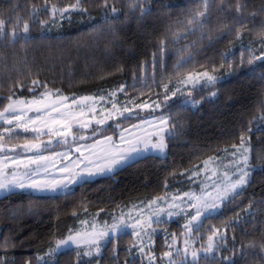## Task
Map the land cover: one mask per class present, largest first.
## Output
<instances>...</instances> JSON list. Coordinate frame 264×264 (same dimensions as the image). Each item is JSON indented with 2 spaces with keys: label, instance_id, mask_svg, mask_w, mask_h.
Instances as JSON below:
<instances>
[{
  "label": "trees",
  "instance_id": "obj_1",
  "mask_svg": "<svg viewBox=\"0 0 264 264\" xmlns=\"http://www.w3.org/2000/svg\"><path fill=\"white\" fill-rule=\"evenodd\" d=\"M129 2L108 0L105 7L103 0H81L74 8L76 0H0L6 33L23 34V24H29L27 41L0 39V107L9 96L28 98L54 90L77 98L122 86V97L139 104L178 89L189 73L208 71L217 77L214 85L203 83L173 96L160 110L175 125L166 153L139 157L63 193L14 190L0 196V264H38L36 257L45 256L69 229L74 232L95 219L111 222L124 208L193 188L190 170L239 145L241 136L250 147V182L203 218L202 238L219 229V248L207 259L201 254L197 264H229L226 256L232 264H264V59L247 63L264 56V0H241L247 26L239 38L237 0H207L203 17L197 13L204 11V0H146L151 11L142 18L138 10H129ZM112 7L119 10L116 18ZM186 96L200 103L193 107ZM111 131L108 125L98 135ZM183 222L179 216L158 223L159 233L145 249L148 260L134 232L122 231L108 238L99 255L77 257V250L88 248H66L46 257L47 264H154L156 255L163 264L161 255L169 250L174 231L182 232Z\"/></svg>",
  "mask_w": 264,
  "mask_h": 264
},
{
  "label": "rangeland",
  "instance_id": "obj_2",
  "mask_svg": "<svg viewBox=\"0 0 264 264\" xmlns=\"http://www.w3.org/2000/svg\"><path fill=\"white\" fill-rule=\"evenodd\" d=\"M204 72L205 71H199L187 74L183 78L182 82L179 83L178 89H180V91L177 92V89L166 90L165 95L169 96L171 99L173 97V92H176V95L187 93L189 88L193 87V83L187 82V77L189 75L194 78L195 86L205 83L206 78H204L202 75H199ZM209 75L212 74L209 73ZM123 87L124 86L115 89L114 91L104 92L100 95H84L77 98L69 97L66 94H62L54 90H46L43 92L42 96L38 98L22 100L25 101V104L18 105L17 107L22 109L25 115L27 113L31 114V117L21 116L20 122L22 124L26 123L29 129H38L39 131L34 132L30 130L26 132L24 131L23 127H17L15 120L12 124H7L3 119H0V137H2V139H0V145H4L6 148L8 147L7 152L4 154L0 153V158H4L3 161H6V164H2V159H0V168H3L5 165L10 168L13 163L12 161L16 160L19 155L26 151L25 153H29L30 157L38 154L50 157L49 166L52 168L56 167L62 169L66 165H72L75 168V171L72 172V174H76L80 173L85 168H89L92 171H98L99 167H104L106 165L105 152L102 151L104 148H107L113 152L116 149H120L121 151H131L134 146L142 149L143 143H139L138 141L155 139L154 137L150 138L147 135L148 133L153 132L155 128L160 127V125L156 123L155 118H158L161 115L169 117L167 113L160 111L165 105V97H157L152 101L135 104L136 102L132 100L129 101L128 98L122 97L121 93L124 91L121 89H123ZM45 93H47V95H45ZM64 97L67 99H62ZM81 97H90L91 99L81 101ZM170 99H168V101ZM33 100L40 101V103L28 105V102ZM74 100L76 103H73ZM184 101L190 103L193 106V102L198 100L191 96H186ZM8 103L9 101L3 107H0V111H3ZM113 104L116 105L115 108H113ZM157 104L161 105V107L158 109L155 107ZM145 105L148 106L145 107ZM196 106L197 104L193 107ZM37 107L40 108L39 112L35 110ZM53 108L58 110L53 111ZM124 109H129L130 111L124 112ZM121 112H124L123 116L120 115ZM18 114L20 113H6V116L11 117L12 115ZM37 115L40 117L38 120L35 119ZM136 115H142V117L134 120L133 122H126L125 118ZM30 118L32 121H34L33 123H28ZM145 120L153 121L155 128L153 125L148 123H142V121ZM97 121L104 122L97 123ZM125 123L128 124L126 125ZM68 124H71V133H68L67 131ZM81 124H87L88 127H81ZM108 125L111 126L114 131L98 135L99 131ZM117 125H119V127ZM133 125L138 127L134 128ZM5 129H11V132H7ZM125 129H127V131H125ZM16 130L19 131L16 132ZM49 131H51L52 134H49ZM57 132L62 133V135H57ZM20 133L23 134V137L19 135ZM157 134L159 135L160 133ZM81 136L85 138L81 139ZM106 137H111V141L106 140ZM165 142L167 144V139ZM25 144L40 145V150L39 152H37L35 149L31 151L25 150L23 147ZM10 147H15V149L12 150L13 152L9 150ZM167 147L163 153L151 149L148 151L133 153L130 159L115 167L111 172L105 171L92 177H86L77 183L83 182L86 179L95 178L100 175L111 174L120 167L147 154H164L167 151ZM245 147L250 148L248 144H245ZM17 148L18 152H16ZM233 151H235L234 148L227 149L221 154L211 156L205 159L202 163L193 167L189 172V176L195 184L193 188L187 191H176L153 198L147 203L132 205L130 207L124 208L114 214V219L111 222L99 221L97 219L84 222L79 229L74 231V233H93V225H95V231L105 230V225L110 228L113 223H120L121 221L131 225L136 222L137 218H139L143 224V227L137 226L135 230H133L131 227H128L122 231L138 232L139 236H136L138 238L140 248L145 250L147 246L153 245L155 234L159 233V224L156 222L157 219H159L160 223V221H163L164 219L171 221L178 218L179 216H182L184 219L183 226L188 223L189 214H194L195 212V208H192L189 205L196 202L191 201L188 196L184 195L185 193H194L197 196L203 195L204 193H211L212 196L206 197L208 202L211 203L212 198L216 196L213 183L221 184L223 181H225V172H227L228 176H230L233 180L237 178L238 173L234 175L237 165L234 164L233 161H239L241 158L239 153H237L235 157L232 156L231 153ZM9 155H13L14 157ZM81 159L83 160L81 161ZM205 162H208L207 165H205ZM252 170L253 166L250 163L249 171L252 173ZM5 172H7V176L5 177L6 180L12 181L14 179V173L15 179L23 180L25 184L30 183V180H35L40 183L52 180L63 182L67 181V173H57V175H54L49 172L45 174L35 173V175L25 176L20 172H14L9 169L5 170ZM194 172H197L198 174L193 175ZM77 183L69 184L67 188H58L56 191H41L27 187L23 189L18 187L13 188L11 191L25 190L41 194H57L66 192L70 187ZM11 191H0V196H3ZM154 200L156 203L152 204L151 201ZM170 205H178L179 207H170ZM221 207L217 211H219ZM169 211L175 214L169 216ZM217 211L211 212L209 214L216 213ZM156 213H159L158 217ZM149 224L151 225L150 227ZM118 233L114 235H117ZM214 239L216 240V238ZM107 240L108 238L102 240L100 242L101 246ZM185 241H188V243L186 244ZM207 243L208 239H203L200 232L190 233L187 232L185 227L182 232L175 230L173 242L167 251L171 253V256H165V253H163L161 255L160 261L163 264H171L172 261H175L176 264H180L182 261L184 262L187 259H191V252L193 250H202L207 246ZM82 246L88 248L87 245ZM186 247L188 252L186 255H184L183 250ZM177 250H180L181 255L177 254ZM146 253L147 250L144 251V256L148 260ZM201 254H204L203 251H200V255ZM148 255L150 260L154 258L151 250L148 252ZM153 263L159 264L157 255Z\"/></svg>",
  "mask_w": 264,
  "mask_h": 264
},
{
  "label": "snow or ice",
  "instance_id": "obj_3",
  "mask_svg": "<svg viewBox=\"0 0 264 264\" xmlns=\"http://www.w3.org/2000/svg\"><path fill=\"white\" fill-rule=\"evenodd\" d=\"M104 6H108V0H103ZM223 2V0H221ZM81 3V0H76V4L73 5L72 7L77 8ZM146 3V0H130L129 2V10L132 12L139 11L140 17L142 18L143 16L147 15L150 13L151 9L146 8L144 5ZM244 7L241 3V0H237L236 6H235V12L237 13V17L234 18L235 24L237 25L236 27V33H237V38L240 37L241 30L246 28L247 23L244 19ZM80 11H86V9L80 8ZM227 10H231V6ZM53 13L57 11L53 7L52 9ZM68 9H64L63 12H67ZM118 9L115 7L111 8V12L113 13L114 18H116V14L118 13ZM207 11V0H204V11H199L197 13V16L203 17L205 16V13ZM36 9H33V14H35ZM63 12L61 13L63 15ZM252 15H255L254 13ZM67 18V17H66ZM193 21H189V23H192ZM19 23V19H17V24ZM41 23H46V21H41ZM4 24L5 21L0 20V39L5 38L6 36H9L11 40L15 41L17 38H22L25 41H27L28 37V32H29V24L25 22L23 24V34L20 32H17L13 30L11 33H6L4 31ZM227 28L228 26L225 25ZM264 35V33H262ZM162 44L164 43L163 41L161 42ZM161 51L163 52L164 49L162 48ZM264 59V56H256L253 58H249L247 63L249 65L254 63V60H262ZM179 63V62H178ZM243 63V60L241 61ZM205 79V83L207 85H214L217 81V77L213 75H209L207 71H205L202 74ZM187 82L193 83V87H195V81L194 78L189 75L187 77ZM34 85H38V81H33ZM21 87H23L21 85ZM167 88V86H165ZM30 91H34V89H29ZM123 90V89H121ZM177 92L180 91V89L176 90ZM191 93H189L190 95ZM47 95V93H45ZM176 92L172 93V96H175ZM212 96H215L216 93L213 92L211 93ZM62 99H67L66 97ZM91 99L90 97H81L80 100H88ZM168 99H170L169 96L165 95V103H167ZM7 100L9 103L7 106L3 109V111H0V119H3L5 123L7 124H12L13 121H17V127H23L24 131H34L38 132V129H29L27 127V124L24 123H19L21 121V116L24 115V112L22 109L18 108V105H24L25 101L22 100H13L12 96L7 97ZM40 101H31L28 102V105H34V104H39ZM73 103H76L74 100ZM200 101H194L193 106L196 104H199ZM148 105H145L147 107ZM116 105L113 104V108H115ZM157 109L161 107L160 104H157L155 106ZM37 112L40 111V108L35 109ZM53 111H57L58 109L53 108ZM129 109H124V112H129ZM19 112V115H12L11 117L6 116V113H17ZM124 112H121L120 115L123 116ZM35 119H40L39 115L35 117ZM156 123L160 125L159 128H155V125H153V121H142V123H148L150 125H153L155 130L151 133H148V137H154L155 139H147V140H142L138 141L139 143H143V148H138V147H133L131 151H121L120 149H116L114 152L110 151L107 148L102 149V151L105 152L106 156V165L104 167H99L98 171H92L89 168L83 169L80 173L72 174L69 169H60L62 173H67V181H57V180H52V181H45L43 183L37 182L35 180H30V183L25 184L23 180H16L15 179V174L13 173L14 179L12 181H8L5 179L7 176V172H5L4 168L7 167L5 165L3 168H0V191H11L13 188H32L34 190H49V191H56L58 188H67L69 184H74L77 183L80 180L85 179L86 177H92L95 175H98L100 173H103L105 171L111 172L115 167L119 166L120 164L126 162L128 159L131 158L133 153H138L140 151H148L149 149L154 150V151H159L163 153L167 147L166 144V139L169 137H172L175 135V125L171 124V117L161 115L158 118H155ZM32 119L30 118L28 123H32ZM104 121H97V123H103ZM81 127H88L87 124H81ZM119 127V125H117ZM133 127H138L136 125H133ZM7 132H11V129H5ZM67 131L68 133H71V124L67 125ZM127 131V129H125ZM251 131V129H249ZM157 133H160L159 135ZM49 134H52L51 131H49ZM57 135H62V133L57 132ZM81 139H84L85 137L81 136ZM2 139V137H0ZM108 141H111V137H106L105 138ZM250 139V138H249ZM246 141L244 140V137L241 136L240 138V144L233 145L232 147L235 149L231 153L232 156H236L237 153L240 155V160L239 161H233L234 164L237 165L236 167V172L234 175L238 173V176L236 179H232L230 176H228V173L225 172V181H223L221 184H216L213 183V188L216 191V196L212 198L211 203L208 202L206 197L212 196L211 193H204L203 195L197 196L194 193L189 194L185 193V196H188L191 201H195L196 203H192L189 206L192 208H195L194 214H189L188 218V223L184 225L185 229L187 232H196L199 233L200 228L203 227V218H205L206 214H209L211 212L217 211L222 205H224L227 201H229L231 198H234L235 196L239 195L241 193V190L247 186L250 182L249 177L251 175V172L249 171L250 169V148L245 147ZM25 150L31 151L35 149L37 152L40 150V145L36 144H25L23 145ZM3 145H0V150H2ZM242 149V151H241ZM211 159V158H210ZM49 161L50 157L44 156L42 154L34 155L32 157H28V164H35L37 165V168L35 169L36 172H38L41 168H43L45 171L48 170L49 167ZM13 163H17L16 160L12 161ZM208 162H205V165H207ZM242 165V166H240ZM27 167V165H26ZM197 172H194L193 175H197ZM25 176L28 175V173L24 174ZM30 179V178H29ZM159 199V198H158ZM152 204L156 203V201H151ZM170 207H179L178 205H170ZM251 207V205H249ZM163 211V210H161ZM175 213L173 212H168L169 216L174 215ZM157 217L159 216V213H156ZM159 223V219L156 221ZM231 223V222H229ZM137 226L143 227V224L141 223L140 219L137 218L136 222L134 224L128 225L121 221L120 223H113L110 228H108L107 225H105V230H100V231H95V225H93V233H81V232H73L71 229H69V235L63 239H60L56 241L55 247L49 248L48 252L45 254V256H37L36 260L38 261V264H47L46 257H53L55 256L60 250L65 249V248H72L75 247L76 249H80L82 245H87L88 250L87 251H79L77 250L76 255L77 257H80L81 255L83 256H88L91 257L93 255H99L101 251V241L109 238L111 235H114L120 231H122L125 228L131 227L133 230L136 229ZM151 225L149 224V227ZM227 228V226H226ZM134 234L139 236L138 232L134 231ZM219 234V229H211V234L208 236V243L207 246L204 247L202 250H193L191 252V260L193 264H197V262L200 260V251H203L205 259H207L211 254L215 251L218 250L219 245L215 241V237ZM187 244L188 241H185ZM135 247V245H133ZM249 248L254 247V245L250 244L248 245ZM115 248H113V252L115 253ZM141 252H143V249H140ZM261 251L264 252V245H261ZM188 252L187 247L183 250V254L186 255ZM177 254L181 255L180 250H177ZM165 256H171L170 252H166L164 254ZM225 261H228L229 264H232V257L226 256L223 257ZM27 264H31V262H27ZM171 264H176L175 261H172ZM182 264L184 262L182 261Z\"/></svg>",
  "mask_w": 264,
  "mask_h": 264
},
{
  "label": "crops",
  "instance_id": "obj_4",
  "mask_svg": "<svg viewBox=\"0 0 264 264\" xmlns=\"http://www.w3.org/2000/svg\"><path fill=\"white\" fill-rule=\"evenodd\" d=\"M42 94L43 93H41L40 95H37V96H32V97H28V98H13L14 100H17V99H19V100H27V99H33V98H38V97H40V96H42ZM68 96V95H67ZM70 97V96H69ZM32 110V109H31ZM32 113V112H31ZM19 115V114H18ZM31 114H29V113H27L26 115L24 114V115H22V116H26V117H31L30 116ZM43 120V119H42ZM45 121V120H44ZM34 122V121H33ZM32 122V123H33ZM17 121H16V125H17ZM19 123H21V122H19ZM8 149V147L6 148V146H4L3 145V148H2V150H0V153L1 154H4L5 153V150H7ZM13 149H15V147H10L9 148V150L11 151V152H13L12 150ZM24 151V150H23ZM16 152H18V150H16ZM26 152V151H25ZM23 153V154H21V155H19L18 156V158L16 159V161H17V163H12V165H11V167L9 168V167H7V168H4V170H11V171H14V172H20V173H22V174H25V173H28V175L27 176H30V175H35V173H37V174H45V173H49V172H51L52 174H54V175H57V173H62L61 171H60V169L59 168H56V167H48V170L47 171H45L43 168H41L38 172H36L35 171V169L37 168V165H35V164H28V157H30V155H29V153ZM9 156H11V155H9ZM11 157H14L13 155L11 156ZM20 157V158H19ZM0 159H2V164H6V161H3V159L4 158H0ZM83 159H81V161H82ZM26 165H27V167H26ZM64 169H69L70 170V172L72 173V172H74L75 171V168L71 165V166H69V165H66L65 167H64Z\"/></svg>",
  "mask_w": 264,
  "mask_h": 264
}]
</instances>
